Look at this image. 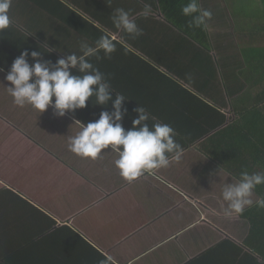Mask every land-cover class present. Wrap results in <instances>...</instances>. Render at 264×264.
Here are the masks:
<instances>
[{"label":"crops","instance_id":"0c3cea01","mask_svg":"<svg viewBox=\"0 0 264 264\" xmlns=\"http://www.w3.org/2000/svg\"><path fill=\"white\" fill-rule=\"evenodd\" d=\"M145 3L153 9L148 18L138 15ZM198 3L204 8V0ZM184 4L13 0L11 26L0 36V264H264L244 245L252 222L223 214L222 188L236 179L217 161L221 148L227 153L226 130L234 129L228 131L233 140L253 96L246 91L225 109L226 65L214 49L220 45L206 43L210 30L187 29L191 18L182 14ZM117 8L131 13L142 36L115 28ZM104 34L114 37L117 50L110 59L100 52L90 62L111 84L113 98L125 96V130L142 106L175 129L185 150L180 162L132 182L119 175L118 156L110 149L92 161L68 148L69 137L80 131L74 122L86 126L102 111H114L111 104L95 105L93 98L85 109L60 118L52 108L41 114L16 106L6 88L22 51L41 52V62L54 65L79 55L81 40L94 46ZM28 62L35 63L31 55ZM201 65L206 71L199 72ZM242 70L238 77L244 80ZM258 198L255 193L253 200Z\"/></svg>","mask_w":264,"mask_h":264},{"label":"clouds","instance_id":"9594fccd","mask_svg":"<svg viewBox=\"0 0 264 264\" xmlns=\"http://www.w3.org/2000/svg\"><path fill=\"white\" fill-rule=\"evenodd\" d=\"M13 0H0V36L11 26L10 9ZM182 14L190 17L189 27L207 30L213 14L202 8L198 0H189L181 9ZM153 14L151 4L145 3L138 15L148 18ZM116 29L122 30L133 38L143 35V30L129 11L117 8L112 15ZM80 54L71 53L66 58H60L53 65L51 62H41V52L22 51L12 63L6 75L7 92L18 107L30 105L33 109L45 113L54 109V115L63 118L69 113L85 109L88 102L95 98V105H112L114 111H102L98 120L89 122L86 126L76 120L74 125L80 131L69 137V151L76 156L96 161L106 149L117 154L114 161L119 175L132 182L145 174H155L160 169H166L172 162H180L184 148L176 141L178 133L167 123L156 121L142 106L134 111L138 118L132 120L133 127L125 130L122 124L127 110L123 107L126 98L115 93L105 75L91 63V58H99L103 52L105 58H111L117 50L114 37L102 35L95 45L81 40ZM29 55L34 64L28 62ZM3 69H0L2 71ZM76 70L79 75H73ZM154 121L151 126L149 120ZM221 168L219 169L220 172ZM219 172L217 174H219ZM264 185V171L249 173L244 170L239 179L224 184L222 200L226 203L223 214L226 217L241 215L253 204L264 208V197L253 200L255 190Z\"/></svg>","mask_w":264,"mask_h":264},{"label":"trees","instance_id":"16d2710c","mask_svg":"<svg viewBox=\"0 0 264 264\" xmlns=\"http://www.w3.org/2000/svg\"><path fill=\"white\" fill-rule=\"evenodd\" d=\"M186 1L189 3V0ZM261 1L263 5L262 19L260 21L258 20V23L255 24L257 27H253L252 22V24L248 23V26L251 27L250 40L252 47H255L258 42L255 34L264 32V28H259V23L262 24V21H264V0ZM185 5L186 4L183 6ZM245 9L246 5H243L242 10L239 11L241 17H243V11H245ZM258 35L260 36V34ZM257 47L258 49L255 48L254 50L257 52L258 56L248 54L247 51H245L243 57L245 61L248 59V62L245 63L246 65L241 71V73L247 77L251 75L253 79L257 78L258 80V78H260V81H255L257 83L253 86V83L250 84V79L247 80L246 77V82H248L251 87L248 93L253 96V101H250L252 109L251 111L246 110L245 114L241 115L244 119V123L238 126L239 128L237 127L238 129L236 130V135L233 140L228 134V131L234 129L229 128L226 130L229 140L226 144V140L222 138V146L227 148V153L221 148L222 153H220L221 155L219 159H217V161L221 163L220 166L233 175L236 180L239 179L240 173L244 170H247L249 173L264 171V82L263 84L261 82V80H264V48ZM250 102H248V106H250ZM255 193L259 197H264V185L258 186ZM240 216L252 222L250 235H248L244 241L245 247L264 259V208L254 206L244 211Z\"/></svg>","mask_w":264,"mask_h":264},{"label":"rangeland","instance_id":"374dc122","mask_svg":"<svg viewBox=\"0 0 264 264\" xmlns=\"http://www.w3.org/2000/svg\"><path fill=\"white\" fill-rule=\"evenodd\" d=\"M204 9H208L212 12L213 17L212 20L209 22V27L207 29L210 30L212 36L206 39V43L220 45L218 48L214 49L218 52V56L220 60L226 65L223 67L224 70L222 75L225 79L227 85V93L222 97V105L230 111L229 104L232 103V99L234 100L239 98V95L242 93H246V91H250L251 87L250 84L253 83L256 85L257 82L260 81V78H254L250 75L247 77L244 75V79L242 80L239 77L238 72L241 69H244L245 63L248 62V59L244 62L243 54L247 51L248 54H254L258 56L257 52H255V48L258 49L257 46L264 48V32L256 33L255 36L258 39L257 45L255 47L251 46V27L248 26V23H251L253 27L258 20L262 19L263 15V5L261 0H204ZM246 5L245 11H243V17H241L238 12L242 10V6ZM202 6V1H201ZM229 7V8H228ZM259 28H264V21L262 24L259 23ZM261 26V27H260ZM190 32L194 31L195 27L188 28ZM204 42V40H203ZM210 46V45H209ZM222 47L223 49H220ZM230 49L229 51H225V56L222 51ZM242 54H240V53ZM209 53L213 54L214 51L210 50ZM209 55L208 57L212 59L213 55ZM203 63L206 62L207 52L205 54H201L203 57ZM260 56V55H259ZM225 59V60H224ZM231 64V68L227 71V67ZM228 65V66H227ZM226 70H225V69ZM199 72L206 71L205 66L201 65L198 68ZM239 76V77H238ZM250 79V84L246 82ZM246 84H245V83ZM262 84L264 80H261ZM248 210V208H246ZM245 210V211H247Z\"/></svg>","mask_w":264,"mask_h":264}]
</instances>
